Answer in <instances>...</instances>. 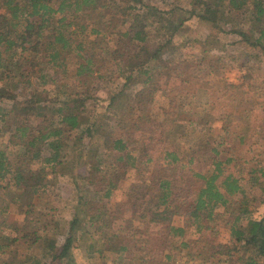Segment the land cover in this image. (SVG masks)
Here are the masks:
<instances>
[{"label": "trees", "instance_id": "1", "mask_svg": "<svg viewBox=\"0 0 264 264\" xmlns=\"http://www.w3.org/2000/svg\"><path fill=\"white\" fill-rule=\"evenodd\" d=\"M182 1L187 7L181 11L206 29L202 46L232 32L238 38L231 44L255 56L252 62L242 60L241 69H259L258 60L264 57V0ZM0 10V264H13L8 258L17 259L20 246L30 254L24 253L25 260L18 264H41L48 253V264H73L69 259L81 219L83 228L105 234L103 249L89 252L92 264H103L107 247L118 259L112 264H126L136 257L139 241L150 242L151 235L163 237L170 250H184L186 257L208 255L209 260L195 264H264V159L250 151L264 139V105L257 124H242L233 116L232 105L247 99L245 83L224 81L215 88L190 72L221 67L223 55H216L212 47L196 56L182 53L173 42L181 24H174L172 12L144 0H0ZM245 10L249 18L244 25L232 19L230 30L223 29L224 18ZM109 37H115L111 49ZM101 53L124 74L122 84L113 82ZM154 62L173 82L175 94L189 95L194 105L150 122V94L141 88L152 80ZM101 79L113 82L104 110L107 127L87 114L94 106L90 90ZM123 92L128 93L125 101L120 100ZM5 101L11 104L5 106ZM211 117L218 121V133ZM139 119L146 126L141 145L131 133L140 127ZM116 125L123 127H118V135ZM100 139L112 160L100 151ZM83 152L89 165L82 161ZM146 164H152L149 176L131 182L126 192L132 219L123 223H146L149 233L135 237L126 230L124 236L122 223L112 227L121 204L110 196L129 169ZM65 166L75 168L70 174L74 185L83 182L86 189L87 199L81 194L77 204L83 200L88 206L81 212L72 210L68 233L58 246L54 237L40 232L33 217L49 216L47 223L57 227L49 195L47 208L37 203L56 190L58 168ZM9 190L14 193L6 200ZM27 195L31 199L24 203ZM10 204L23 209L20 226L3 217ZM174 213L183 217L182 225L172 224ZM221 221L228 230L226 243L215 237ZM189 228L192 237L187 235ZM145 256L146 250L139 256L142 264ZM170 259L168 251L162 263Z\"/></svg>", "mask_w": 264, "mask_h": 264}, {"label": "rangeland", "instance_id": "2", "mask_svg": "<svg viewBox=\"0 0 264 264\" xmlns=\"http://www.w3.org/2000/svg\"><path fill=\"white\" fill-rule=\"evenodd\" d=\"M145 3L154 5L156 7H159L160 9L164 11L172 12V18L174 21V24H181L180 27L177 29L175 34L173 35V42L175 45L180 49V51L184 54L192 53L196 56V54L202 52V48L206 47H212V50L216 55H223V61L220 63L221 67H217L215 65H212L211 69L212 71H207L205 68L201 69L200 71L194 72L193 70H190L192 75L197 74L199 77H201L202 80H204L207 83H210L215 88H219L222 85V82H244L246 86L247 93V99L242 102H236L232 105V112L233 116L237 118L242 124H248L247 122L250 121V123H256L259 121L260 113V107L264 105V57L260 58L261 60L258 64L259 69L255 67L256 72L250 68L241 69L240 63L245 58H250V62H252L255 58V56L249 55L251 52L247 48L241 53V47L240 45H232L231 43L233 41H236L238 38L237 35H235L232 32L222 33L219 35L218 42H215V39L213 41H207V46H202L201 41V35L203 32L206 31V29L200 27L195 19L188 18V12L187 11H181V7L186 8L187 6L183 5V1L181 0H144ZM183 8V9H184ZM1 11V10H0ZM233 17H230L231 19L224 18L226 23L223 24V29L225 31L230 30V28L233 26L228 24L232 19H236L238 23V26L244 25L246 23L247 18H249V14L247 10H245L243 13H233ZM229 19V20H228ZM233 23V22H232ZM248 24H246L247 27ZM198 40V41H197ZM220 41V42H219ZM213 42V43H212ZM223 45V48L221 47ZM115 46V37H109L107 42L108 49H111ZM219 47V48H217ZM100 53V50H98ZM233 54V58H231L230 55ZM103 59L107 63V66H110V71L112 73V80L115 84H122L124 74L121 73V71L117 68L116 63L112 60L110 61V56L101 53ZM155 64H152L154 68L151 69V74H153L152 80H150L149 84L145 87H142L141 89L144 90L146 95H149L151 98V103L148 107H150V111L152 115V118L150 119V122H156L163 120L165 117L172 116L173 113L178 114L180 112V109H177L178 107L182 108V111L185 109H189L194 105V101L189 95H182L181 97L176 95L172 88L173 82L168 81L167 75L161 70V67L155 65H159L158 62H154ZM122 64V63H121ZM257 66V67H258ZM122 67V66H121ZM120 67V68H121ZM247 72V73H246ZM246 74V78L243 79V75ZM113 82H109L108 79H101L96 82H94V85L92 89L90 90L91 98L89 99L90 103H93L94 106H90L87 114H89L90 119H95L97 123H102L105 127H107V124L105 122L108 120L105 112V107L109 102L110 99V92L112 91ZM173 89V90H172ZM128 94L127 92H123L120 95V100L125 101L126 97L125 95ZM179 102V105H178ZM5 106L10 105L11 103L9 101L3 102ZM120 111V110H118ZM167 113V116L165 114ZM140 113L137 112V115ZM140 123V127L136 128L134 130L133 136L137 138L138 140L142 138V135L144 134L143 130L146 129L145 123L143 121L138 120ZM211 123H213V128L218 133L220 131V128L218 126V121H214L211 117L210 119ZM131 122V121H130ZM129 122V123H130ZM129 123H123V125H128ZM112 125V124H111ZM120 125H116L117 128H115V135L119 134L118 127L123 128ZM145 126V127H143ZM7 124L4 126L6 129ZM131 129V126H130ZM221 132H219L220 134ZM5 137V136H4ZM99 142H103V140H99ZM141 140H139V145H141ZM105 143L103 146H99L100 151L106 154V159L109 161L112 160L113 154L107 153V151L104 149ZM104 147V148H103ZM164 145L161 147L163 148ZM251 154L256 156L257 158L264 159V139L259 144H253L250 147ZM82 161H84V165H89L91 162L86 158V154L83 152L82 155ZM200 170L204 169V166L199 165ZM79 169V168H78ZM152 169V164H146L142 165L136 169H129L127 171V174L121 184H119L118 188L115 190V192L110 196V200L114 202H119L121 204V211L118 214L119 220H116L115 224L116 226H112L114 228L119 227V223L121 225V231L123 235L125 236L127 234V231H131L133 235L138 236L139 234L142 235V237H145L149 232L147 228L146 223H142L138 220H134L131 222V224H128V222H124V219H132V215L130 212H128V205L125 203L126 200V192L129 188V185L133 181H141L145 178H147L150 174V171ZM73 171V174H75V168L72 170L71 167L65 166L63 168H58V175H57V184L55 185L54 191L50 192L47 195H44L46 199L40 200V202L37 203V207L40 209L47 208V196L49 195V207H54V209L50 212L53 213L54 221L58 222L57 227L55 228L54 225L47 223L49 216H36L33 217L34 224L37 228H39L40 232H43L46 235L52 236L56 239L57 245L60 246L63 243V238L68 233L69 228V220L71 219L72 213L74 208H78L80 212L85 210L88 206V204L82 200V204H77V197L81 194L84 195L85 199H87V193L85 192V188L83 186V182L78 184L76 187L73 183V178L71 177V172ZM78 170L76 169V172ZM80 186V187H79ZM79 188V189H78ZM13 190H9L8 193L4 196V199L9 200L11 198V195L13 194ZM154 193V190L152 189L150 194L152 195ZM24 200V198L22 197ZM28 199L30 198V195H27V199L24 200V203L28 202ZM24 207H27L28 205L24 204ZM34 203H36V199H34ZM119 211V210H118ZM3 217L10 223L14 225H21L24 220V214L23 209L18 208L15 204H10V207L3 215ZM121 219V221H120ZM84 219L80 220V226L79 229L75 232V235L77 236L76 242L73 243V249H72V257L69 259V261H72L73 264H92L93 263V255H91L89 252L96 250L97 248L103 249L104 244V235L103 233H95L90 232L89 226L87 228H83L84 225ZM172 224L180 226L183 224V217L175 214L172 216ZM216 238L222 242L226 243L229 240L228 230L225 226L224 222H219L216 226ZM127 230V231H126ZM187 235L192 237L193 236V229H188ZM83 232L82 236H79L80 233ZM151 241L146 242L143 240L139 241V251L135 253L136 257L134 259H128L126 261V264H142L143 261H140L139 256L142 252L146 250V253L148 256H145L144 258V264H150V259H152L156 263L160 264H182L184 261H188L189 264H195L199 263V260L208 259L207 254H200L196 255L197 257L190 258L186 257V252L182 249H175L170 250L168 246L165 245L166 240L157 235H151ZM113 242V240H109ZM106 242V241H105ZM151 243V244H150ZM87 245H90L92 247H86ZM105 246V244H104ZM171 253V259L167 262L162 261L164 260V254L165 253ZM200 249L196 250V254L199 253ZM28 252V253H27ZM23 246H20L18 248L19 256L17 259L13 260L12 258H8L13 261V264H18L21 261H24L25 259L22 258V255L24 253L30 254V251H27ZM21 253V254H20ZM56 252H53V255ZM18 255V254H17ZM103 255L105 256L102 260L103 264H112L113 260L118 261V259H115L116 253L114 250H110V247H107L104 251ZM97 256V255H95ZM152 256V257H151ZM51 255L48 253V255H44L43 259L41 261V264H48L50 263ZM139 259V260H138ZM150 260V261H149ZM51 264H57V261H52ZM125 264V263H124Z\"/></svg>", "mask_w": 264, "mask_h": 264}]
</instances>
